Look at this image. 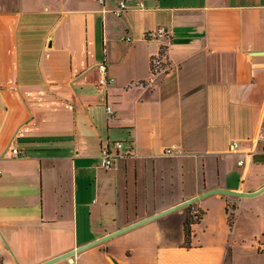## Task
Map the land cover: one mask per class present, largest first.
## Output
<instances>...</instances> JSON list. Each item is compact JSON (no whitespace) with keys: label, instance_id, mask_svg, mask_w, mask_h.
<instances>
[{"label":"crops","instance_id":"1","mask_svg":"<svg viewBox=\"0 0 264 264\" xmlns=\"http://www.w3.org/2000/svg\"><path fill=\"white\" fill-rule=\"evenodd\" d=\"M107 139L132 152L111 169ZM0 172V264L44 263L215 189L258 192L264 0H0ZM262 246L264 191L211 194L52 264H264Z\"/></svg>","mask_w":264,"mask_h":264},{"label":"built area","instance_id":"2","mask_svg":"<svg viewBox=\"0 0 264 264\" xmlns=\"http://www.w3.org/2000/svg\"><path fill=\"white\" fill-rule=\"evenodd\" d=\"M106 0H100L101 3L105 4ZM119 11H117V14L120 16L123 12V10L126 8V3L125 2H121L119 3ZM130 40V39H128ZM98 70L100 72V80H99V85L102 89L106 90L107 87L110 85V83L112 82V78H110V76L108 75V69H107V64L102 62L100 64H98ZM107 112L108 114H112V108L107 105ZM124 142H112L109 141L108 139L104 141V144L101 147L100 150V163L101 166L105 169H111L113 168L117 161L121 158H125V157H129L132 155L131 149H126ZM238 146V144L236 142H234L232 144V149H235ZM175 149V146H172L168 149H166V154L170 155L173 153V150ZM11 154L13 156H22L24 153L23 151H20L17 148H12L11 149ZM240 165H242L243 163L240 162ZM1 174V172H0ZM263 250H264V246H262Z\"/></svg>","mask_w":264,"mask_h":264},{"label":"water","instance_id":"3","mask_svg":"<svg viewBox=\"0 0 264 264\" xmlns=\"http://www.w3.org/2000/svg\"><path fill=\"white\" fill-rule=\"evenodd\" d=\"M263 191H264V187L261 190H259L258 192H255V193H241V192L229 191V190H224V189H215V190L206 192V193H204V194H202V195H200L198 197H195L193 199H190L188 201H185V202H183V203H181L179 205H176V206H173V207H171L169 209H166V210H164V211H162L160 213H157L155 215H152V216H150V217H148L146 219H143L141 221H138V222H136V223H134L132 225H129L128 227H125L123 229H120V230H118L116 232H113V233H111L109 235H106V236H104V237H102V238H100L98 240H95V241H93V242H91V243H89L87 245H84L82 247H79L77 249H74L73 251H70V252H68V253L60 256V257H56L54 259H51V260L46 261V262L41 263V264H52V263H54V262H56V261H58L60 259L70 257V256L76 254L77 252H80V251L85 250V249H87V248H89L91 246H94L96 244H99V243H102L104 241H107V240H109V239H111V238H113L115 236H118V235H120V234H122V233H124L126 231H129V230H131L133 228H136V227H138V226H140V225H142L144 223H147V222H149L151 220H154L156 218H159L161 216H164V215H166L168 213H171V212H173L175 210H178V209H181L183 207L189 206V205H191V204H193V203H195V202L201 200L202 198H204V197H206L208 195H211V194H227V195H236V196H243V197H251V196L258 195V194H260Z\"/></svg>","mask_w":264,"mask_h":264},{"label":"trees","instance_id":"4","mask_svg":"<svg viewBox=\"0 0 264 264\" xmlns=\"http://www.w3.org/2000/svg\"><path fill=\"white\" fill-rule=\"evenodd\" d=\"M201 219L200 215H193V214H189L186 217L185 220V235H186V247H190V240H191V234H192V225L197 223L199 220ZM234 223V214L231 213L229 215V224L230 226H232Z\"/></svg>","mask_w":264,"mask_h":264}]
</instances>
